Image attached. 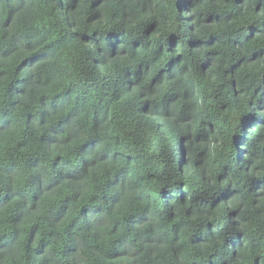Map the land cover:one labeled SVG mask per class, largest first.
<instances>
[{"label": "trees", "instance_id": "1", "mask_svg": "<svg viewBox=\"0 0 264 264\" xmlns=\"http://www.w3.org/2000/svg\"><path fill=\"white\" fill-rule=\"evenodd\" d=\"M0 264H264V0H0Z\"/></svg>", "mask_w": 264, "mask_h": 264}]
</instances>
